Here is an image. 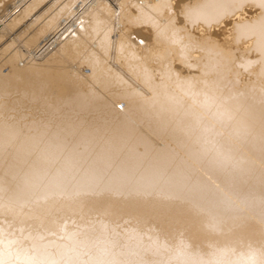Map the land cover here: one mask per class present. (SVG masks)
<instances>
[{"label":"bare ground","instance_id":"obj_1","mask_svg":"<svg viewBox=\"0 0 264 264\" xmlns=\"http://www.w3.org/2000/svg\"><path fill=\"white\" fill-rule=\"evenodd\" d=\"M257 258L264 0H0V264Z\"/></svg>","mask_w":264,"mask_h":264},{"label":"rangeland","instance_id":"obj_2","mask_svg":"<svg viewBox=\"0 0 264 264\" xmlns=\"http://www.w3.org/2000/svg\"><path fill=\"white\" fill-rule=\"evenodd\" d=\"M142 1H143V0H139V4H140V5H142ZM176 4H178V3H176ZM176 11H177V10H176ZM79 14H80V13L76 14L75 16H78ZM178 20H179V21H184L181 17H179ZM216 24H218V23H214L213 25L216 26ZM181 26H184V27H186V28L189 27V26H188L187 24H185V23H181ZM222 26H223V27H221V29L224 30V29H225V28H224V25H222ZM225 31H226V30H225ZM216 33H217L218 35L210 36V37L214 38V42L220 43V41H221V36L219 35V32H216ZM192 34H193V33H192ZM228 34H229V32L227 33V35H228ZM134 36H135V35H133L132 37H134ZM193 36H194L195 38H198V37L201 38V37H200L199 35H197V34H193ZM132 37H131V38H132ZM142 38H143V37H142ZM222 43H223V42H222ZM222 43H221V44H222ZM233 45H234V44L232 43V44H231L230 46H228V47L231 48V46H233ZM193 56H197V55L194 53ZM74 68H76V67H74ZM176 69H177V70H179V69H180V70H183V69H187V70H188L187 67L181 66L179 63H176ZM121 105H123V104L121 103ZM121 105H118V106H117V108L120 107V111H122ZM119 226H121V227H119ZM117 227H118L119 229H122V228H123V224H122V225H121V224H120V225H117ZM234 242H235L236 244L239 245V242H236V241H234ZM235 243L232 244V247L235 248V249H238V248L235 247V246H236ZM262 247H263V246H262ZM238 250H240V252L242 251L241 249H238ZM260 259H261V258H257V259L254 260V261H253V260H249V261H247V263H248V264H262L261 261H260Z\"/></svg>","mask_w":264,"mask_h":264}]
</instances>
